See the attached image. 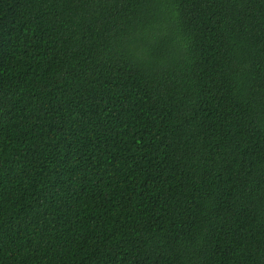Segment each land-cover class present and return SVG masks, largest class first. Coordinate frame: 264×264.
Segmentation results:
<instances>
[{"label": "trees", "instance_id": "trees-1", "mask_svg": "<svg viewBox=\"0 0 264 264\" xmlns=\"http://www.w3.org/2000/svg\"><path fill=\"white\" fill-rule=\"evenodd\" d=\"M0 264H264V0H0Z\"/></svg>", "mask_w": 264, "mask_h": 264}]
</instances>
